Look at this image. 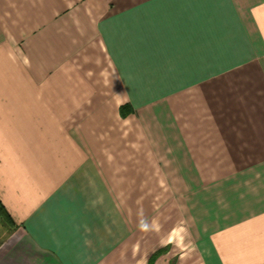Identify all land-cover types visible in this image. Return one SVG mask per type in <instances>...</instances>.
Wrapping results in <instances>:
<instances>
[{"label":"crops","instance_id":"obj_1","mask_svg":"<svg viewBox=\"0 0 264 264\" xmlns=\"http://www.w3.org/2000/svg\"><path fill=\"white\" fill-rule=\"evenodd\" d=\"M0 204V264H264V0H0Z\"/></svg>","mask_w":264,"mask_h":264},{"label":"rangeland","instance_id":"obj_2","mask_svg":"<svg viewBox=\"0 0 264 264\" xmlns=\"http://www.w3.org/2000/svg\"><path fill=\"white\" fill-rule=\"evenodd\" d=\"M13 230H15V228H13L10 224L5 221V215L0 209V238L2 236L1 234L4 235L10 233L11 231L13 232Z\"/></svg>","mask_w":264,"mask_h":264},{"label":"trees","instance_id":"obj_3","mask_svg":"<svg viewBox=\"0 0 264 264\" xmlns=\"http://www.w3.org/2000/svg\"><path fill=\"white\" fill-rule=\"evenodd\" d=\"M2 208L1 204H0V209ZM3 211V209H1Z\"/></svg>","mask_w":264,"mask_h":264},{"label":"clouds","instance_id":"obj_4","mask_svg":"<svg viewBox=\"0 0 264 264\" xmlns=\"http://www.w3.org/2000/svg\"><path fill=\"white\" fill-rule=\"evenodd\" d=\"M118 96H124V95H118ZM144 225H142V227H143Z\"/></svg>","mask_w":264,"mask_h":264}]
</instances>
